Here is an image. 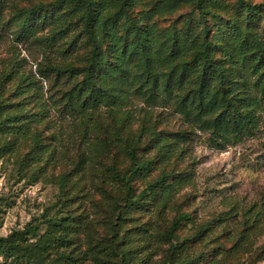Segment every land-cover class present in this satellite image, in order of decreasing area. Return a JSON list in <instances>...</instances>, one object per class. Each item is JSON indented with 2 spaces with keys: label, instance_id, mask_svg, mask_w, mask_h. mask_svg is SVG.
<instances>
[{
  "label": "rangeland",
  "instance_id": "1",
  "mask_svg": "<svg viewBox=\"0 0 264 264\" xmlns=\"http://www.w3.org/2000/svg\"><path fill=\"white\" fill-rule=\"evenodd\" d=\"M88 1L101 10L103 60L121 58L130 77L108 103L82 110L92 51L82 10L70 0H0V238L44 236L47 262L65 255L67 264H264V98L252 89L264 77L234 65L264 58V0H245L261 7L253 14L240 0ZM199 4L210 13L204 24ZM38 5L51 6L27 20ZM134 24L153 30L149 42ZM204 42L236 104L248 110L250 89L260 100L252 133L222 139L177 108L197 88V73L181 65ZM169 72L184 78L183 91L162 87ZM142 162L148 168L130 181L135 199L163 175L168 183L124 210L123 178ZM61 220L72 227L52 225Z\"/></svg>",
  "mask_w": 264,
  "mask_h": 264
},
{
  "label": "trees",
  "instance_id": "2",
  "mask_svg": "<svg viewBox=\"0 0 264 264\" xmlns=\"http://www.w3.org/2000/svg\"><path fill=\"white\" fill-rule=\"evenodd\" d=\"M70 1L76 8L82 10L79 19L82 21L83 30L87 35L89 43L92 45L89 59L90 64L86 69L82 70V88L79 90V95L81 97L79 98L81 103L80 108L82 110H89L109 102L112 98L111 96L115 93L114 91H118L121 88V84H124L130 77L129 66H127L121 58L112 62H105L103 60L100 53L102 45L97 42L95 36V27L100 24L98 18L100 17L101 10L93 8V4L88 0ZM136 2L137 0H125L123 9L124 7H132ZM240 2L242 6L252 14L258 9H261L260 6H252L245 0H240ZM50 6L51 5H38L29 9L26 12V19L29 20L43 13L44 10ZM209 14L210 13L202 9L199 4L197 16L200 23H206ZM214 18H216V16L211 15V19ZM132 30L139 41L145 37V41L149 42V39L153 35V30L151 28L150 30L142 29L136 24L132 25ZM204 43V47L200 51H197L190 61L183 62L181 65L183 71H194L197 73V88L193 92H190V94L179 98V100H177V108L185 117L200 125L201 128L217 133L222 139H228L231 136L240 138L243 135L252 133L259 122L257 113L259 112L261 102L252 94L251 90L258 88V92L261 93L264 98L263 80L259 84H256V87L250 89L247 94L245 102H248L249 107L248 110L244 112L242 107L238 106L236 100L233 99V91L223 86V81L227 79L225 68L219 65L216 66V62L211 56V45L207 42ZM243 45L248 47V43L244 39ZM260 48L264 50L262 45ZM261 53L258 52V54ZM172 57H174V55ZM165 59H169V57ZM253 60H257V64L251 67L250 63ZM239 64H242V67L247 66V69H253V75L259 76V78L264 77L263 74L261 75V71L264 69L263 57L260 58V60L258 58L249 57L234 60V65ZM135 76L136 74L134 77ZM162 84V87L166 91H168L171 86L181 91L185 88L184 78L182 76L178 78V76L173 73H170L166 78L162 79ZM142 89L143 88H140L139 90L141 91ZM15 119L16 118H14L13 121ZM6 121H8V119ZM132 158L136 163L137 157L135 153ZM148 165L149 164L146 162L138 163L130 176L126 175L123 178L124 184L127 187V199L123 205L124 210L127 208L132 209L137 206L138 202L145 196L148 194L152 195L167 185L168 175H163L152 184H149L136 199L134 198L135 194L130 181L136 176L142 175L148 168ZM65 179L66 177L63 178V181ZM118 213L122 214L123 212L119 210ZM188 219L189 217L187 215L179 216L172 224V230H176L183 221ZM63 221L65 220L55 221L52 225L61 230H67L69 227H72L70 224L63 223ZM26 234L27 233L24 232L13 233L6 238H0V257L16 262V264H67L66 259L68 258L65 255L57 258L56 261L54 259L52 262H47L48 256L51 254V249L53 248V243H49L47 239L42 236L36 242L25 244L29 242V240H26L27 238H24ZM167 236L172 242L176 239L174 233L168 232ZM61 241L65 243L63 238ZM123 264H126V260ZM182 264L193 263L184 262Z\"/></svg>",
  "mask_w": 264,
  "mask_h": 264
}]
</instances>
